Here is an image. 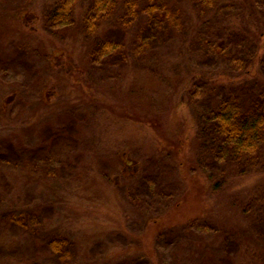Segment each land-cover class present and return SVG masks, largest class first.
<instances>
[{
  "label": "rangeland",
  "instance_id": "rangeland-1",
  "mask_svg": "<svg viewBox=\"0 0 264 264\" xmlns=\"http://www.w3.org/2000/svg\"><path fill=\"white\" fill-rule=\"evenodd\" d=\"M19 2L0 0V58L3 60L0 63V92L12 91L14 83L22 90L13 101L11 124L4 135L26 148L50 144L45 151L47 156L44 152L40 154L37 166L29 164L17 173L10 170L3 177L0 174V202L6 201L3 207L9 203L7 207L32 211V216L24 222L27 225H16L0 218V244L7 247V250H0V264H106L105 256L110 257L113 252V259L108 264H153V259L158 264H264V238L255 247L251 245L249 251L244 244L245 237H240L242 243L241 247L237 245L238 249L232 247V242L228 248L226 238L219 236V221L208 214L194 219L188 228L181 224L178 229L176 225L159 227L153 238L154 252L147 250L139 235L146 233L149 216L157 218L165 205L183 199L179 195L186 187L181 176L184 166L171 151L162 157H152V153L146 152L141 145V138L147 137L143 130L129 120L115 119V113L108 111L104 103L105 89L116 86V81L127 75V82L134 86V92L145 88V98H151L164 108L161 106L170 103L173 97V86L169 81H176L175 66L180 63L185 71L200 72L204 77L205 82H201L198 88L199 95L196 94L199 96L197 108L219 107L225 91L220 87L219 92L210 75L214 76L224 67L225 71L230 70L240 57L247 54L244 43L248 42L249 33L244 31L243 35L237 36L231 28L237 18L245 21L241 13L245 9L243 1L216 0L220 8L210 9L211 3L207 0H173L171 3L168 0L161 26H150L148 19L144 18L138 23L140 30H136L138 27L134 22L127 25L126 33L118 29L116 18L113 17V22L109 19L106 29H113L111 33L117 38L123 40L124 37L125 46H131L132 50L136 41L149 38L143 47L144 52L137 56L132 53L131 64L125 68L123 63H114L110 59H105V63H94L92 50H86L79 75L85 77V90L82 91L92 93L93 99L83 101L75 111L54 112L47 119L33 124L31 129L28 120L36 105L35 97L45 87L54 89L58 100L68 97L70 90L58 80L51 81L52 77H58L54 72L58 70L49 68L47 59L40 54L43 48L38 46L33 52L29 46L23 47V43L31 42L36 47L37 40H25L17 48L12 46L11 41L22 35L8 33V27L2 23ZM255 3L264 9V0H255ZM197 18L202 23L194 28L192 25ZM30 25H34L32 21ZM210 29L214 34L223 31L228 45L225 53H210V49L207 51L201 46L202 37ZM8 61L11 64H7ZM141 64H151L155 71L144 73ZM223 84L228 85L227 82ZM74 116H77L76 120L72 118ZM166 117H169L167 113ZM55 137L57 141L53 143ZM94 137L98 139L97 144H92ZM114 153L131 164L140 157L141 169L139 175L128 176L127 180L120 174V185L109 189L105 181L102 183L101 173L105 171L117 178L120 170ZM211 162L212 159L208 158L196 165L205 171L220 165ZM220 166L224 167L223 164ZM93 175L99 177L95 179L97 183L92 182ZM57 187L58 191L55 190ZM103 187H107V193ZM101 203L111 205L107 206L110 210L104 209ZM187 205L178 216H189L188 220H191L190 214L197 212L200 205L193 206L191 201ZM113 212L121 217L122 225H115L114 220L108 222ZM50 228L54 235L61 234L68 239L61 252L47 246L45 233ZM197 238L207 242L205 250L199 249L200 255L194 254V249L198 248L192 244Z\"/></svg>",
  "mask_w": 264,
  "mask_h": 264
},
{
  "label": "trees",
  "instance_id": "trees-1",
  "mask_svg": "<svg viewBox=\"0 0 264 264\" xmlns=\"http://www.w3.org/2000/svg\"><path fill=\"white\" fill-rule=\"evenodd\" d=\"M166 1L168 2V0H20L19 4L6 14L2 23L8 27V33L23 36V40L22 36L12 40V46L17 48L25 40L28 42L37 40L36 47L33 42L23 43V47L29 46L33 52L38 46L43 48L40 54L47 59L49 68L59 71H54L58 77L55 79L52 77L51 81L58 80L70 90L68 97L58 100L54 89L45 87L39 96L35 97L36 105L32 117L28 120L29 128L31 129L40 119H47L54 112H72L77 110V106L83 101L93 99L92 93L82 91L85 90L83 88L85 77L79 75L86 50H92L91 57L94 63H105V59H110L114 63H123L125 68L131 64L132 53L137 56L144 52L143 47L149 38L143 37L141 41H136L137 45L133 46L132 50L131 46H125L124 37L123 40L117 38L116 34L113 36L111 33L114 32L113 29H106L109 19L111 22L113 17L116 18L114 21H117L118 29L124 33L127 25L134 22L138 27L136 30H140L138 23L144 18L148 19L150 26H161L168 7ZM170 1L173 0H169V3ZM207 1L211 3L208 6L210 9L220 8L216 0ZM242 1L245 9L241 8V13L245 21L237 18L231 28L237 36L243 35L244 31L249 33L248 42L244 43L247 54L240 57L230 70L225 71L224 67L214 73V76L210 75L212 83L218 86L214 88L220 92L222 87L225 91L223 96L225 98L221 97L223 99L219 107L209 110L197 108L199 96L196 94L199 95L198 88L201 82H205L202 80L204 77L200 72L185 71L183 64L180 63L175 66V74L173 71L176 81L173 82V79L172 82L169 81L173 86V97L170 98V103L161 106L164 108H160L155 101H151V98H145V88H138L139 90L134 92V86L127 82V75H122L119 81H116V86L105 89L107 95H104V103L108 111L115 113V119L120 117L129 120L133 126L138 125L146 134L147 137L140 140L146 152L152 153V157H162L171 151L184 166L181 176L186 187H183L179 195V198L182 199L183 196V199L180 201L171 199L173 202L165 205L161 213L156 215L157 218L149 216L146 233L139 235L150 252H154L153 238L159 227L176 225L177 228L181 224L188 228L194 219L206 214L219 221V236L226 238L228 248L231 242L232 247L237 249L241 247L240 237H245L244 244L247 250L251 245L254 247L258 245L264 238V9L258 7L255 0ZM247 14L248 18H245ZM31 21L34 25H30ZM201 23L202 21L197 18L192 27L195 28ZM222 33L223 31H218L214 34L210 29L208 34L202 37L201 46L207 51L210 49V53L211 51L225 53L223 51L228 45ZM247 47H250V50H247ZM1 62L3 60L0 58ZM7 64H11V61ZM149 65L151 64L147 66L141 64L142 72L153 73L154 66ZM155 74L158 76V73ZM164 79L168 80L166 77ZM225 82L229 86L221 85ZM14 86L15 89L12 91L0 92L2 177L10 170L17 173L29 164L37 166L40 154L44 152L47 156L46 149H49L50 144L26 148L4 135L7 126L11 124L13 101L22 94L21 88H16V83ZM166 113L169 117L164 118ZM72 118L76 120L77 116ZM94 138L92 144H97L98 139ZM55 141L56 137L52 142ZM114 156L120 170L117 178L105 171L101 173L102 183L105 181L109 189L120 185V174L127 180L128 176L134 178L136 174L139 175L141 169L140 157L131 164L118 153H114ZM208 158L212 159L211 163L223 164L224 167L218 165L211 171H205L200 165H196L200 160L203 162ZM93 177L92 182L97 183L95 179L99 177L96 178L95 175ZM106 177L112 178L113 181ZM107 187H103L104 193H107ZM55 190L58 191V187ZM190 201L193 206L200 205V209L190 214L191 220H188L189 216L180 218L178 215L187 209ZM4 202L6 201L0 202V218L9 223L15 222L16 225L21 223L27 225L24 222L32 216V211L25 212L15 206L7 207L9 203L3 207ZM101 206L110 210L107 206L111 205L101 203ZM20 211L22 212L19 213ZM120 218L113 212L108 222L114 220L115 225H122L123 220ZM53 231L50 228L45 233L47 246L53 251L61 252L68 239L61 234L54 235ZM198 238L196 241L193 240L192 244L198 248L194 249V254L200 255L199 249L205 250L207 242ZM0 250H7L5 244H0ZM113 255L114 252L110 257L105 256L106 264L113 259ZM150 255L153 256V253ZM153 261V264H158L154 259Z\"/></svg>",
  "mask_w": 264,
  "mask_h": 264
}]
</instances>
